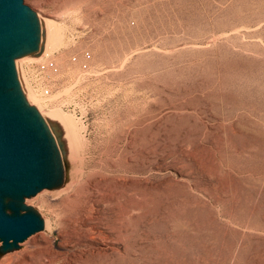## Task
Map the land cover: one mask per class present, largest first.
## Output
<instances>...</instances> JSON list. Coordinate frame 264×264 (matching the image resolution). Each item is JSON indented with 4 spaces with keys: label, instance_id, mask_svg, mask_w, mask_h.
Segmentation results:
<instances>
[{
    "label": "rangeland",
    "instance_id": "rangeland-1",
    "mask_svg": "<svg viewBox=\"0 0 264 264\" xmlns=\"http://www.w3.org/2000/svg\"><path fill=\"white\" fill-rule=\"evenodd\" d=\"M100 1L25 0L51 29L15 59L20 90L71 120L88 160L142 120L144 214L122 254L95 243L81 264H264V0ZM41 192L24 199L40 218L67 208Z\"/></svg>",
    "mask_w": 264,
    "mask_h": 264
},
{
    "label": "bare ground",
    "instance_id": "bare-ground-1",
    "mask_svg": "<svg viewBox=\"0 0 264 264\" xmlns=\"http://www.w3.org/2000/svg\"><path fill=\"white\" fill-rule=\"evenodd\" d=\"M101 1L104 9L109 3H115L114 0ZM96 5L98 4L96 3ZM36 20L38 21L39 29L37 48L34 52H24L21 55L26 53L25 56L28 57L29 54H38L44 47H42L45 40L43 34L49 32L46 31L49 27L51 29L49 21L52 20L37 13ZM52 36L51 32L50 38ZM31 57L34 58V56ZM16 69L15 72L17 71ZM18 76L16 74V77ZM19 81L21 80L19 79ZM19 84L23 85L24 83L18 82V87L20 86ZM21 90H23V87ZM21 90L20 92L24 93L22 95H24L26 104L31 106L41 119L43 118L42 121L53 140L55 149L57 180L51 187L43 188L40 191H49V193L62 196L67 202V208L62 213L52 214V217L40 218L43 223L42 228L23 241L18 242L15 247L1 250L0 246V264H79V261L81 264V260L84 257L93 256L100 250L95 243L105 246V252L109 251L117 255L122 254L117 245L120 243L125 245L126 239L131 236L132 231L128 226L129 221L136 217L140 219L144 214V174L141 168L144 156L142 148L143 138L133 134L135 131L141 132L143 128L142 120L137 121L136 127H132L130 124L127 125V123L122 125L123 131L118 138L119 144L112 153L108 152L105 154L100 152L96 156V152L100 151L97 150L94 154L95 156L90 157L88 160L84 157V150L89 149L88 143L82 138H73L72 140L68 134V132L71 134L75 133L71 120L64 119L67 117L61 120L64 114L59 118L57 114L60 112L57 111H53V113L50 110L48 113L41 112L40 107L37 106L36 99L29 97ZM64 132L65 135H63ZM132 139H136V143H133ZM78 147L81 148L80 152ZM132 161L139 163V166ZM89 162L91 164L88 168ZM135 166L137 167L135 168ZM24 202L26 201L24 200ZM114 215L113 225L108 223V219ZM59 224H61V234L64 237L62 244L78 247L77 251L67 254L55 248V239L50 233ZM37 237L44 240V244L33 242L32 246L35 249L32 252L27 244L32 243Z\"/></svg>",
    "mask_w": 264,
    "mask_h": 264
},
{
    "label": "water",
    "instance_id": "water-1",
    "mask_svg": "<svg viewBox=\"0 0 264 264\" xmlns=\"http://www.w3.org/2000/svg\"><path fill=\"white\" fill-rule=\"evenodd\" d=\"M38 41L36 12L25 0H0L1 250L42 228L24 199L57 180L53 140L39 114L26 104L15 72V58L34 52Z\"/></svg>",
    "mask_w": 264,
    "mask_h": 264
},
{
    "label": "built area",
    "instance_id": "built-area-1",
    "mask_svg": "<svg viewBox=\"0 0 264 264\" xmlns=\"http://www.w3.org/2000/svg\"><path fill=\"white\" fill-rule=\"evenodd\" d=\"M52 66H53V63L50 61V62H48L46 64H42L41 65V69H46L47 67H52Z\"/></svg>",
    "mask_w": 264,
    "mask_h": 264
}]
</instances>
